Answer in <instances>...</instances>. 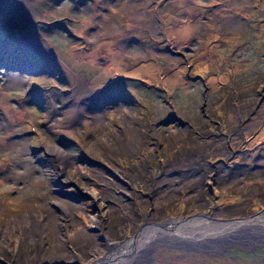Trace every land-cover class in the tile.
Here are the masks:
<instances>
[{"label":"rangeland","instance_id":"rangeland-1","mask_svg":"<svg viewBox=\"0 0 264 264\" xmlns=\"http://www.w3.org/2000/svg\"><path fill=\"white\" fill-rule=\"evenodd\" d=\"M37 194L70 264L197 213L260 216L142 264H264V0H0V204Z\"/></svg>","mask_w":264,"mask_h":264},{"label":"flooded vegetation","instance_id":"flooded-vegetation-1","mask_svg":"<svg viewBox=\"0 0 264 264\" xmlns=\"http://www.w3.org/2000/svg\"><path fill=\"white\" fill-rule=\"evenodd\" d=\"M43 203H45L43 202V198L37 194L34 200H27L26 196H21L18 198H12L10 201L6 199L2 205L0 204V264H51L48 262L45 263L43 260L44 257L37 253V250L40 251L43 245H46L47 248L51 250V253H53L51 254L52 258L56 257V255L58 256L60 250H62L63 253H65L67 261L73 259V255L68 249L69 247L65 248L60 246L62 244L59 243V240L63 239L68 242L74 241V221L67 217V222L70 223L62 225L64 229V237L61 238L59 234H57L58 230L56 229L59 228V223L55 224L54 219L56 218L49 209L45 210L43 208ZM49 205L50 202H48V206ZM53 207L55 208V206ZM56 209L59 211L58 208ZM206 215L211 217L208 214ZM209 220L215 222L212 217ZM225 220L229 219H221V222ZM54 226L56 228H54ZM104 239L105 238H103V240ZM100 241L102 240L100 239ZM218 242H221V244L225 242L227 244L228 241L226 242L221 239ZM125 243L129 244L126 250L118 248L117 244L116 248L114 247L112 250V253L116 250L115 252L118 254L114 256L113 264H142L145 259L151 257L157 246L176 247L175 244L155 245L152 244V242L147 246L150 249H145L144 247L136 250V244L133 246L129 241H126ZM243 243H249V240L246 239ZM96 245H98V243H96ZM32 247L34 251L30 252L29 249L31 250ZM217 248L218 247L216 246V249ZM121 257H126V259L119 260ZM115 258H117V260H115ZM67 261L64 262L66 264L71 263ZM77 264L81 263L78 262Z\"/></svg>","mask_w":264,"mask_h":264},{"label":"bare ground","instance_id":"bare-ground-1","mask_svg":"<svg viewBox=\"0 0 264 264\" xmlns=\"http://www.w3.org/2000/svg\"><path fill=\"white\" fill-rule=\"evenodd\" d=\"M80 87H81V89H83L85 91V93H87L86 92L87 86L85 87V86L80 85ZM83 92L80 91V93H81L80 96L81 95L85 96V94ZM56 150L60 151L57 148H55L53 151H56ZM258 216H260V215H257V217ZM257 217H254V218L247 220V221L237 220V221H229V222H221V221L215 222L214 225L216 227H220L218 231L212 230L210 228L209 223H206L202 226V227H205L206 231L201 230L200 225L192 227L194 224L199 222L200 218L193 219L190 221L174 220L176 222H173V220H168V221H172V222L165 221L164 223H156V224L148 225L146 228L143 229V231L138 235V237L136 239H130L129 242L133 246H135V244H136V248H137L136 250L142 249L144 247H145V249H148L149 248V247H147L148 244L153 242L152 244H155V245L175 244L176 247L184 246L187 248V250L190 249L192 251L209 252L213 248L215 249L216 246L218 247V245L221 243V242L219 243L218 241H220L221 239H224L225 241H229V239H231L232 237H235L237 232H242L245 229H249L252 226H256V224H252L254 222H252L251 220H253ZM205 220H209V219H204V221ZM263 220H264V217H263ZM261 221H262V219H261ZM201 222H202V220H201ZM175 223H179V224L184 226L183 232L177 231L176 233H174V230H175L174 224ZM91 224H92V222H91ZM211 224L213 225V223H211ZM181 225H177L176 228L181 226ZM214 225H213V227H214ZM180 231H181V229H180ZM253 231H254V229H253ZM164 233H168L170 235V237L168 238V236L165 235ZM160 235L162 236V238ZM159 236H160V238H159ZM132 240H135V242H131ZM117 245H118V248H123L124 250H126L129 246V244H126L125 242L122 244H117ZM110 253H111L110 258H113L114 254H112V252H110ZM115 260H117V258H115ZM112 262H113L112 259L107 258L103 264H113Z\"/></svg>","mask_w":264,"mask_h":264},{"label":"water","instance_id":"water-1","mask_svg":"<svg viewBox=\"0 0 264 264\" xmlns=\"http://www.w3.org/2000/svg\"><path fill=\"white\" fill-rule=\"evenodd\" d=\"M253 217H257L255 214L254 215H252L251 217H247V218H232V219H229V220H225V221H222V222H229V221H237V220H245V221H247V220H250V219H252ZM197 218H202V219H211V217H208L206 214H194V215H192V216H188L187 218H184V219H180V220H177V221H190V220H193V219H197ZM139 230H141V229H139ZM138 230V232L135 234V235H133L132 236V238L131 239H136L137 237H138V235H139V232H141V231H139ZM133 241H135V240H132V242ZM118 244H122V243H118ZM114 249V246L113 245H111V250H110V252H112V250ZM109 252V253H110ZM109 256H107L106 257V259L108 258ZM121 259H123V257H121V258H119V260H121ZM124 259H126V257H124ZM105 262V261H104ZM104 262H95L94 264H103Z\"/></svg>","mask_w":264,"mask_h":264}]
</instances>
